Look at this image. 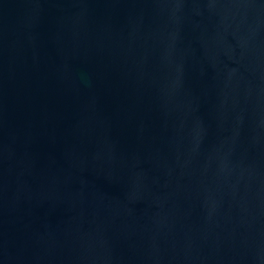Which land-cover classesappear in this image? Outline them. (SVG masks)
<instances>
[{"label": "water", "instance_id": "95a60500", "mask_svg": "<svg viewBox=\"0 0 264 264\" xmlns=\"http://www.w3.org/2000/svg\"><path fill=\"white\" fill-rule=\"evenodd\" d=\"M0 264H264V0H0Z\"/></svg>", "mask_w": 264, "mask_h": 264}]
</instances>
